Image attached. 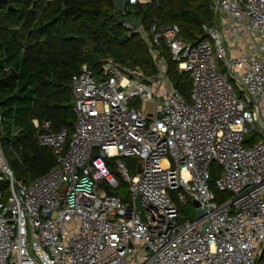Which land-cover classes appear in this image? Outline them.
Returning a JSON list of instances; mask_svg holds the SVG:
<instances>
[{"label":"built area","instance_id":"2783aa9c","mask_svg":"<svg viewBox=\"0 0 264 264\" xmlns=\"http://www.w3.org/2000/svg\"><path fill=\"white\" fill-rule=\"evenodd\" d=\"M115 1L122 11L152 2ZM213 12L197 42L176 24L125 21L155 73L113 58L99 72L82 65L73 134L39 133L57 165L30 184L6 159L0 107V264H264V0H214ZM166 51L190 75V100ZM125 157L139 160L137 173ZM121 183L127 200L110 192ZM190 201L204 215L180 221Z\"/></svg>","mask_w":264,"mask_h":264},{"label":"trees","instance_id":"16d2710c","mask_svg":"<svg viewBox=\"0 0 264 264\" xmlns=\"http://www.w3.org/2000/svg\"><path fill=\"white\" fill-rule=\"evenodd\" d=\"M213 2L152 0L122 11L115 0H0L2 145L15 177L30 184L57 165L54 151L40 145L38 135L61 128L73 134L72 76L82 65L99 72L105 61L113 58L123 66L155 73L148 45L139 33L132 32L129 40L121 43L128 33L125 21L137 17L147 31L155 23L176 24L184 39L197 42L204 36L203 25L215 22ZM166 57L171 80L190 100V75L179 72L167 51ZM136 160H127L133 174L138 170ZM210 170L211 187L222 201L227 195L215 188L221 169L213 163ZM0 188L7 198V186ZM111 193L119 195L116 190Z\"/></svg>","mask_w":264,"mask_h":264},{"label":"rangeland","instance_id":"374dc122","mask_svg":"<svg viewBox=\"0 0 264 264\" xmlns=\"http://www.w3.org/2000/svg\"><path fill=\"white\" fill-rule=\"evenodd\" d=\"M128 159H131V160H134L136 162H138L136 160L135 157H125V158H122V160L126 163V165L128 166L129 165V161H127ZM215 166L219 167V169H221L220 165L218 163H214ZM116 191L119 192V195L121 196H127L129 194V188L126 184L124 183H121V186L118 188V189H114ZM114 190H111L110 192L114 191ZM227 196L223 198V200L227 199L229 197V194L228 193H225ZM195 210H196V205L193 201H190L187 206H179V211H180V214L182 215V217L180 218V221H183L185 219H191V218H195Z\"/></svg>","mask_w":264,"mask_h":264},{"label":"water","instance_id":"95a60500","mask_svg":"<svg viewBox=\"0 0 264 264\" xmlns=\"http://www.w3.org/2000/svg\"><path fill=\"white\" fill-rule=\"evenodd\" d=\"M115 4H116V1H115ZM116 8H118L117 4H116ZM120 10H121V9H120ZM132 23H133V25H134L136 28L140 27L141 24H142L141 21H140L137 17H134V18H133ZM129 38H130V34L126 33V34L121 38L120 41H121V43H124V42H126L127 40H129ZM174 86L176 87L177 85L174 84ZM194 203H195L196 206L199 205L198 202H196V201H194ZM137 207H138V209H141V205H140V202H139V197H138V199H137ZM203 215H204L203 210L198 209V210L196 211L195 217H196V219H200V218L203 217ZM204 230H205V228H204ZM261 258H262V257H260V260H261Z\"/></svg>","mask_w":264,"mask_h":264}]
</instances>
